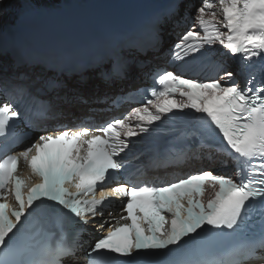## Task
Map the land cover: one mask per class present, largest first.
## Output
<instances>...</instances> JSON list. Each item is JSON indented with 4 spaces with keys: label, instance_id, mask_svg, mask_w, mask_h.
<instances>
[{
    "label": "snow or ice",
    "instance_id": "obj_1",
    "mask_svg": "<svg viewBox=\"0 0 264 264\" xmlns=\"http://www.w3.org/2000/svg\"><path fill=\"white\" fill-rule=\"evenodd\" d=\"M177 14L175 6L173 15ZM213 45L245 62L260 60L262 79L257 83L250 72L242 87L232 71L204 80L159 71L151 98L121 118L95 129L82 126L42 134L22 150L0 158V250L7 249L0 264H64L82 249L73 238L47 248L42 259L26 261L21 258L24 253L9 247L23 220L44 202L58 205L84 225L95 223V229L104 233L86 251L88 264H110L113 256L131 264L141 254L179 247L206 228L235 232L253 215L262 225L258 239L235 248L225 258L191 259L186 264H264V0H201L192 26L180 35L171 54L181 61ZM133 71V64L117 60L102 74L106 80L123 81ZM4 81L0 138L10 152L11 145L22 143L13 130L22 117L17 101L30 93L6 75ZM43 108L42 115L52 105ZM188 112L198 113L202 128L220 138L219 151L231 158L235 168L232 175L200 170L159 186L135 182L104 190L110 175L125 167L122 154L133 138L150 133L170 115ZM21 161L29 169L27 176L19 173ZM209 186L214 192L205 201ZM10 196L14 207L7 202ZM113 198L126 201L121 209L125 215L120 216L125 222L97 223Z\"/></svg>",
    "mask_w": 264,
    "mask_h": 264
},
{
    "label": "water",
    "instance_id": "obj_2",
    "mask_svg": "<svg viewBox=\"0 0 264 264\" xmlns=\"http://www.w3.org/2000/svg\"><path fill=\"white\" fill-rule=\"evenodd\" d=\"M124 2L125 0H3L0 29L10 26L35 31L44 25H61L67 15L72 16L78 11L76 21L93 22L99 16L97 10L101 12L110 7L118 8Z\"/></svg>",
    "mask_w": 264,
    "mask_h": 264
},
{
    "label": "bare ground",
    "instance_id": "obj_3",
    "mask_svg": "<svg viewBox=\"0 0 264 264\" xmlns=\"http://www.w3.org/2000/svg\"><path fill=\"white\" fill-rule=\"evenodd\" d=\"M141 7L142 6L139 3H137L136 0H125L123 5H121V9L118 11V13H115L113 15H109L108 16V20L110 18H115V17H118V16H125L126 14H128L130 12V10L135 9V8H141ZM110 20H112V19H110ZM1 23L4 24V22H2V21H1ZM86 89L87 88H84V89H82V91L85 92ZM76 107H78V104L73 109H76Z\"/></svg>",
    "mask_w": 264,
    "mask_h": 264
}]
</instances>
